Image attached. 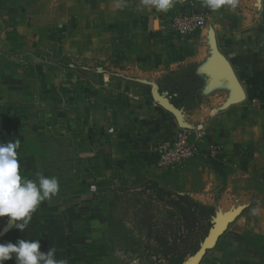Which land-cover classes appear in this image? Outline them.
Returning <instances> with one entry per match:
<instances>
[{
	"label": "crops",
	"instance_id": "1",
	"mask_svg": "<svg viewBox=\"0 0 264 264\" xmlns=\"http://www.w3.org/2000/svg\"><path fill=\"white\" fill-rule=\"evenodd\" d=\"M183 13L205 24L161 29ZM181 126L203 131L200 154L158 166ZM17 140L22 177L54 175L59 192L24 231L0 217V243L117 264L110 199L155 183L234 215L195 264H264V0H0V142Z\"/></svg>",
	"mask_w": 264,
	"mask_h": 264
},
{
	"label": "rangeland",
	"instance_id": "2",
	"mask_svg": "<svg viewBox=\"0 0 264 264\" xmlns=\"http://www.w3.org/2000/svg\"><path fill=\"white\" fill-rule=\"evenodd\" d=\"M109 209L117 264H187L208 248L204 240L210 232L234 217L193 194L155 183L116 193Z\"/></svg>",
	"mask_w": 264,
	"mask_h": 264
},
{
	"label": "clouds",
	"instance_id": "3",
	"mask_svg": "<svg viewBox=\"0 0 264 264\" xmlns=\"http://www.w3.org/2000/svg\"><path fill=\"white\" fill-rule=\"evenodd\" d=\"M159 11H168L174 0H145ZM228 5L235 8L237 0H205V6L215 11ZM19 141L0 142V217H10V224L24 231L32 219V213L46 199L59 192L58 178L38 174V179H29L20 174L17 149ZM56 248L47 253L40 250L38 240L18 239L17 242L0 243V264L15 254L16 264H67L57 259Z\"/></svg>",
	"mask_w": 264,
	"mask_h": 264
},
{
	"label": "built area",
	"instance_id": "4",
	"mask_svg": "<svg viewBox=\"0 0 264 264\" xmlns=\"http://www.w3.org/2000/svg\"><path fill=\"white\" fill-rule=\"evenodd\" d=\"M204 24L205 17L203 14L183 13L171 17L167 23L161 25V29L186 35L201 29ZM202 136L203 131L201 129L181 126L173 139L162 138L155 144L153 152L156 164L163 168H170L197 157L200 154L199 141H201ZM220 148L221 144L219 143L208 144L202 159L209 162L217 155ZM90 187L94 188V184H90Z\"/></svg>",
	"mask_w": 264,
	"mask_h": 264
},
{
	"label": "water",
	"instance_id": "5",
	"mask_svg": "<svg viewBox=\"0 0 264 264\" xmlns=\"http://www.w3.org/2000/svg\"><path fill=\"white\" fill-rule=\"evenodd\" d=\"M222 231V229H220V231L218 232L216 229H213L210 234L205 238L204 240V246L206 247H210L215 243L216 237L218 236V234ZM203 249L201 248L189 261L187 264H195L200 255L203 253Z\"/></svg>",
	"mask_w": 264,
	"mask_h": 264
},
{
	"label": "bare ground",
	"instance_id": "6",
	"mask_svg": "<svg viewBox=\"0 0 264 264\" xmlns=\"http://www.w3.org/2000/svg\"><path fill=\"white\" fill-rule=\"evenodd\" d=\"M217 231L219 232V231H220V229H217Z\"/></svg>",
	"mask_w": 264,
	"mask_h": 264
}]
</instances>
